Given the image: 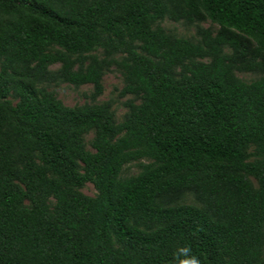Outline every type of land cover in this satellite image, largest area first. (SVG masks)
Returning <instances> with one entry per match:
<instances>
[{"label":"trees","instance_id":"1","mask_svg":"<svg viewBox=\"0 0 264 264\" xmlns=\"http://www.w3.org/2000/svg\"><path fill=\"white\" fill-rule=\"evenodd\" d=\"M163 18L219 29L192 43ZM111 66L119 123L43 87L94 101ZM178 245L264 264V0H0V264H171Z\"/></svg>","mask_w":264,"mask_h":264},{"label":"rangeland","instance_id":"2","mask_svg":"<svg viewBox=\"0 0 264 264\" xmlns=\"http://www.w3.org/2000/svg\"><path fill=\"white\" fill-rule=\"evenodd\" d=\"M165 33L173 35L178 38L186 39L192 43H196L199 40L197 36V30H208L212 35L218 31V26L211 24L208 21H203L200 23H194L192 25H187L182 22H171L166 18H163L157 23ZM225 54L229 53V50L226 48L223 49ZM58 68V65H53L49 67L50 71H54ZM234 76L246 83L256 79L257 74L252 73H239L234 72ZM123 86V80L120 71L114 66L109 67L103 74L101 79V94L95 98L94 101L90 99V94L92 93V87L90 85H84L79 87H73L68 84H56V85H44V89L47 92H51L55 99L66 108H77L82 106L98 105L102 103H109L111 111L114 115V122L119 123L122 121L123 115L126 113V109L123 106V103L126 100H129L130 96H119V91ZM92 138V133L85 135L83 141L87 150L89 149L88 142ZM253 148L250 147L246 154L248 155V161H252L251 154ZM147 160H139L128 165H125L121 168L120 178H128L135 176L140 171L141 164H147ZM252 184L256 187L255 182L251 179ZM85 196L93 197L95 191L90 184H85L80 190ZM184 203L192 204V200L187 196Z\"/></svg>","mask_w":264,"mask_h":264},{"label":"clouds","instance_id":"3","mask_svg":"<svg viewBox=\"0 0 264 264\" xmlns=\"http://www.w3.org/2000/svg\"><path fill=\"white\" fill-rule=\"evenodd\" d=\"M171 264H201V259L193 253L191 246L178 245L172 253Z\"/></svg>","mask_w":264,"mask_h":264}]
</instances>
